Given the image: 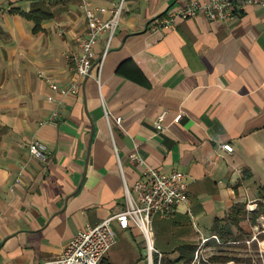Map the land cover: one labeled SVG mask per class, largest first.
Wrapping results in <instances>:
<instances>
[{
  "label": "crops",
  "instance_id": "1",
  "mask_svg": "<svg viewBox=\"0 0 264 264\" xmlns=\"http://www.w3.org/2000/svg\"><path fill=\"white\" fill-rule=\"evenodd\" d=\"M119 1L0 0V264H56L79 231L126 208L127 191L136 197L149 167L179 170L187 182L189 202L152 215L165 264H185L177 259L190 253L192 262L203 239L209 260L253 251V264H264L257 241L247 243L264 216L252 222L264 202V7L150 31L149 22L190 0H125L101 71L107 33L94 47L91 74L79 77L83 3ZM33 11L45 14L39 23L24 15ZM74 82L79 90L66 95L51 87ZM34 139L47 144L45 160L30 155ZM237 203L247 217L242 233L232 228L244 239L223 242L216 219ZM112 225L117 242L105 257L115 264L141 233ZM121 239L129 244L119 250Z\"/></svg>",
  "mask_w": 264,
  "mask_h": 264
},
{
  "label": "built area",
  "instance_id": "2",
  "mask_svg": "<svg viewBox=\"0 0 264 264\" xmlns=\"http://www.w3.org/2000/svg\"><path fill=\"white\" fill-rule=\"evenodd\" d=\"M124 3L125 0H120L110 8H94L88 2L83 3V13L87 19V32L80 39L81 52L76 59V70L79 77L86 78L91 74L95 61L94 47L99 37L107 33V44L99 60V72L101 71L112 37L119 26ZM245 5L264 7V0H190L183 6L169 8L163 15L149 22L147 29L150 31L167 30L172 28L179 18L187 19L200 14L205 15L210 20L222 21L230 18L237 8ZM97 12L108 13L109 16L103 19L99 17ZM51 87L59 90L63 95L69 92L75 93L79 90L77 82L63 88H59L57 84L52 83ZM165 115L166 113L162 112L158 116V129L163 128L162 121ZM181 117V113L177 114L174 121H179ZM222 147L227 152L233 151V146L230 143L224 144ZM28 149L32 157L40 160H45L49 151L47 144L39 139L32 140L28 145ZM145 174V179L137 181L134 185L136 197H133L127 191L126 208L94 226L89 225L79 231L64 248L56 264H100L117 242V232L112 225L113 221H117L123 228L134 225L139 230L146 243L145 260L147 264H165L162 252L154 245L152 215L159 213L167 217L178 204L189 202L187 182L184 179V174L179 170L165 173L149 167ZM253 208V206L249 207V209ZM261 218L264 220V216ZM261 234H264V223L262 227H255V233L247 243L257 241L259 245H262V240L259 239ZM212 237L219 242L216 235ZM206 240L203 239L199 244L195 257L190 264H240L234 259L222 263L210 261L205 255ZM263 253V248L259 246L261 258L264 257Z\"/></svg>",
  "mask_w": 264,
  "mask_h": 264
},
{
  "label": "trees",
  "instance_id": "3",
  "mask_svg": "<svg viewBox=\"0 0 264 264\" xmlns=\"http://www.w3.org/2000/svg\"><path fill=\"white\" fill-rule=\"evenodd\" d=\"M24 15L29 18L33 19L36 23L40 22L41 17L45 16L43 13H38L37 11L24 13ZM264 214V202L261 201L258 203V208L254 213L252 218V222L255 223V218L259 217L260 215ZM247 217V210L246 205L244 203H237L233 205L230 209V212L227 217L223 219H216V222L219 223L218 227H216V233L219 236L220 240L223 242H228L230 240L239 241L244 239L243 234L235 235L232 226L234 225L239 233H242L243 230L240 226V222ZM261 237H264L262 234ZM193 249V248H190ZM193 258V255L190 253L188 256H180L177 261L184 260L185 264L190 263ZM234 259L231 255L220 254L214 255L210 257V260L216 263H222L227 260ZM238 259V258H236ZM235 260V259H234ZM100 264H112L107 257H104Z\"/></svg>",
  "mask_w": 264,
  "mask_h": 264
},
{
  "label": "rangeland",
  "instance_id": "4",
  "mask_svg": "<svg viewBox=\"0 0 264 264\" xmlns=\"http://www.w3.org/2000/svg\"><path fill=\"white\" fill-rule=\"evenodd\" d=\"M257 227H262L264 220L260 217L259 221H257ZM262 234L259 236L260 240H264V237H261ZM129 241H130V245L129 248L126 250L127 253V257H122L119 252H116L117 254L119 253V258L117 259V261L115 262V264H145L146 260H145V256H146V243L145 241H143V238L141 235H138L136 237L130 236L129 237ZM120 245H119V250H122L123 248V244L127 245L129 244L128 242H126L125 240L121 239L120 241ZM257 246V248L262 247L263 251H264V247L262 245L257 244L256 242L253 243ZM132 246V248H131ZM111 250V249H110ZM112 251V250H111ZM111 251H109L107 253V255L109 254L110 256L112 255ZM111 253V254H110ZM228 253H230V255L232 257H234V259L239 262L240 264H253L252 259H255L257 261V252H248V253H244V252H238V250H230L228 251ZM106 255V256H107ZM264 255V253H263ZM238 258V259H236Z\"/></svg>",
  "mask_w": 264,
  "mask_h": 264
},
{
  "label": "bare ground",
  "instance_id": "5",
  "mask_svg": "<svg viewBox=\"0 0 264 264\" xmlns=\"http://www.w3.org/2000/svg\"><path fill=\"white\" fill-rule=\"evenodd\" d=\"M261 244H262V246L264 247V240L262 241V243H261Z\"/></svg>",
  "mask_w": 264,
  "mask_h": 264
}]
</instances>
